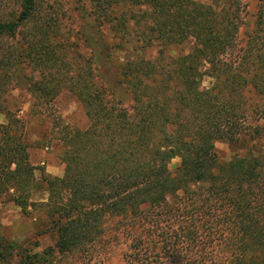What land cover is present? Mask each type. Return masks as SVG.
<instances>
[{
	"label": "trees",
	"instance_id": "16d2710c",
	"mask_svg": "<svg viewBox=\"0 0 264 264\" xmlns=\"http://www.w3.org/2000/svg\"><path fill=\"white\" fill-rule=\"evenodd\" d=\"M86 1L79 9L93 17L101 51L77 50L84 62L69 77L45 66L59 52L58 12L45 0H0V189L27 213L39 167L8 104L13 88L31 92L33 115L52 117L57 129L43 142H61L65 166L42 178L44 232L55 244L16 264L92 263L119 239L128 264H264V151L224 161L215 149L264 139V0L244 45L245 0H220V10L197 0ZM65 90L85 109L86 128L55 114Z\"/></svg>",
	"mask_w": 264,
	"mask_h": 264
},
{
	"label": "rangeland",
	"instance_id": "374dc122",
	"mask_svg": "<svg viewBox=\"0 0 264 264\" xmlns=\"http://www.w3.org/2000/svg\"><path fill=\"white\" fill-rule=\"evenodd\" d=\"M17 0H10V2ZM51 7L50 10L58 12L60 30L58 31L56 43L60 45L57 60L48 72L60 70L67 73L69 77L74 76V66L83 64L84 59L77 58L76 52L81 51L85 57L92 55V49L100 52L101 37L94 27V19L87 12H82L79 8L84 4L89 6L86 0H45ZM201 3L212 5L220 10V0H197ZM244 19L239 32V40L242 45L248 40L249 34L254 30L257 21V14L260 8V0L244 1ZM108 37L112 34L107 31ZM107 40L105 39L104 42ZM93 46V47H92ZM188 49V48H187ZM147 56H155L156 51H148ZM124 58L129 55L123 54ZM40 69L34 68L30 64L26 65V73L40 77ZM212 78L206 76L203 86L208 87ZM257 96L253 90L250 94ZM255 93V94H254ZM122 99L126 105L131 104L130 96L122 94ZM32 94L29 90L21 87L13 88L8 94V104L12 112L25 121L23 133L27 134L35 144L30 147V156L33 164L39 168L35 172L36 187L32 194L30 206L27 213L11 196L10 191L0 189V264H16L21 253L42 252L49 246L55 244V237L51 233H45L48 223L44 208L39 206V202L46 200L48 193L44 190L43 174L52 176H63L64 164L60 160L62 144L59 141L44 143L49 134L56 130L53 127V119L46 113L33 115ZM55 114L61 116L66 124L80 128H86L88 117L85 109L76 96L70 91H62L53 104ZM45 110V109H41ZM42 111V112H43ZM6 123L4 114L0 113V125ZM264 123V121H262ZM261 124V123H260ZM245 148H255L264 151V139L256 138L249 141L242 137L239 145L234 146L228 140H220L215 143V149L220 160H230L237 152ZM181 163L180 158L173 159L169 167L175 170ZM116 223V219L109 220L107 227ZM112 234L110 231L108 235ZM129 243L124 239L110 241L100 250L92 263L85 264H128ZM61 258V257H59ZM58 264H74L71 257L61 258Z\"/></svg>",
	"mask_w": 264,
	"mask_h": 264
}]
</instances>
